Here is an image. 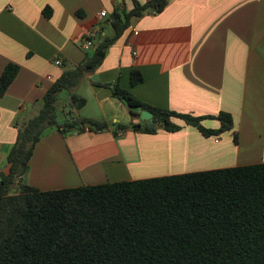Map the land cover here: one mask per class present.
I'll list each match as a JSON object with an SVG mask.
<instances>
[{
  "label": "crops",
  "instance_id": "0c3cea01",
  "mask_svg": "<svg viewBox=\"0 0 264 264\" xmlns=\"http://www.w3.org/2000/svg\"><path fill=\"white\" fill-rule=\"evenodd\" d=\"M120 4L128 10L132 0H0V74L8 63L19 67L0 97V172L8 170L14 123L36 113L50 84L84 60L92 49L81 46L85 38L102 26L110 33L108 17ZM57 58L63 65L53 63ZM132 69L142 75L134 85ZM91 81L117 83L148 105L178 113H229L237 143L231 131L206 136L176 117L175 132L120 129L147 125ZM73 92L86 103L70 115L105 121L109 129L65 136L46 129L24 175L29 185L56 189L264 162V0H169L161 12L135 21ZM201 124L220 126L215 118ZM35 170L65 179L42 185Z\"/></svg>",
  "mask_w": 264,
  "mask_h": 264
},
{
  "label": "trees",
  "instance_id": "16d2710c",
  "mask_svg": "<svg viewBox=\"0 0 264 264\" xmlns=\"http://www.w3.org/2000/svg\"><path fill=\"white\" fill-rule=\"evenodd\" d=\"M169 0H132L126 10L114 7L93 36L92 53L74 69L68 67L48 87L36 113L15 122V141L6 154L8 170L0 172V264H264V162L203 171L105 182L56 189L25 183L36 144L47 128L61 135L109 129L105 121L69 115L59 123L58 95L69 94V107L80 110L85 98L73 92L81 77L92 74L108 48L137 20L161 12ZM63 65V61H62ZM8 63L0 74V97L16 77ZM142 80L137 69L130 84ZM132 115L152 113L154 126L117 125L153 133L175 132L180 118L203 135L237 134L229 113L193 116L148 105L117 83L105 84ZM70 113V112H68ZM215 118L217 129L201 120ZM16 188V192L12 189Z\"/></svg>",
  "mask_w": 264,
  "mask_h": 264
},
{
  "label": "rangeland",
  "instance_id": "374dc122",
  "mask_svg": "<svg viewBox=\"0 0 264 264\" xmlns=\"http://www.w3.org/2000/svg\"><path fill=\"white\" fill-rule=\"evenodd\" d=\"M91 53H92V49H89L88 54H91ZM67 97H68L67 91H61L58 95V101H57V107H56V115H57L58 121H64L66 117H69L70 114H73L76 112V111L74 112V110H72L69 107V104L67 103ZM53 128L54 127L47 128V130L53 129ZM5 165H6V161L3 164V168ZM33 176H35L37 180L39 181V183H41L42 185H46L50 187L57 185L58 183H60L62 180L65 179V176L62 173L49 174L47 176L46 173H43L42 171H38V170L34 171ZM26 181H29V180H26ZM25 183H28V182H25Z\"/></svg>",
  "mask_w": 264,
  "mask_h": 264
},
{
  "label": "built area",
  "instance_id": "2783aa9c",
  "mask_svg": "<svg viewBox=\"0 0 264 264\" xmlns=\"http://www.w3.org/2000/svg\"><path fill=\"white\" fill-rule=\"evenodd\" d=\"M104 15H105V11H104V10H102V11L99 12V16H104ZM137 33H138L137 30H136V29H133V34L135 35V34H137ZM92 45H93L92 41L89 40L88 38H85V39L83 40L81 46H82L84 49H87V48L92 47ZM53 63H54L55 65H57V66H61V65H62V60L59 59V58H57V59H55V60L53 61Z\"/></svg>",
  "mask_w": 264,
  "mask_h": 264
},
{
  "label": "water",
  "instance_id": "95a60500",
  "mask_svg": "<svg viewBox=\"0 0 264 264\" xmlns=\"http://www.w3.org/2000/svg\"><path fill=\"white\" fill-rule=\"evenodd\" d=\"M139 116L142 120L145 121V125L153 126L154 125V119L152 116V113L146 110H141L139 113ZM63 121H59V123H62Z\"/></svg>",
  "mask_w": 264,
  "mask_h": 264
}]
</instances>
